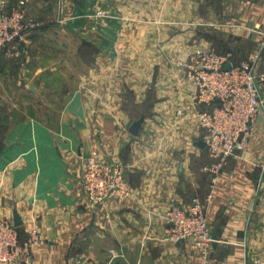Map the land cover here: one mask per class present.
Here are the masks:
<instances>
[{
  "label": "crops",
  "instance_id": "obj_1",
  "mask_svg": "<svg viewBox=\"0 0 264 264\" xmlns=\"http://www.w3.org/2000/svg\"><path fill=\"white\" fill-rule=\"evenodd\" d=\"M20 2L42 26L16 54L0 57V219L21 216L23 264H250L264 257V112L247 147L214 180L206 169L212 159L198 145L203 128L194 113L202 106L180 65L218 45L221 26L235 27L228 24L235 0H0V9ZM247 4L254 11L242 19L253 15L255 30L243 42L254 49L237 52L244 60L259 52L264 74V0ZM63 14L68 20L58 24ZM50 31L59 36L52 54L44 52ZM142 117L131 134L129 124ZM93 149L101 160H119L134 188L97 214L83 190L82 163ZM194 202L214 239L206 260L188 242L163 239V215ZM33 233L43 244H30ZM111 250L122 255L112 258Z\"/></svg>",
  "mask_w": 264,
  "mask_h": 264
},
{
  "label": "built area",
  "instance_id": "obj_2",
  "mask_svg": "<svg viewBox=\"0 0 264 264\" xmlns=\"http://www.w3.org/2000/svg\"><path fill=\"white\" fill-rule=\"evenodd\" d=\"M23 7L24 2H20V7L10 12L0 9V57L16 54L20 42L42 26ZM234 58L232 52L199 48L188 60L180 62L186 79L195 87L193 98L202 106L194 115L202 124V140L212 159L206 169L214 180L228 160L247 147L256 120L264 112V74L257 71L260 53H252L240 63ZM228 63L230 69L226 68ZM82 167L85 205L91 213H99L110 201L123 202L133 196L134 188L127 182L119 160H101L93 149ZM163 220L165 241L188 242L203 260L207 259L214 239L200 202L173 207ZM30 244L39 246L43 241L33 233ZM28 252L14 223L0 219V264H23L29 258ZM110 254L112 258L122 255L115 250ZM77 264H83L82 259ZM250 264H264V257L255 258Z\"/></svg>",
  "mask_w": 264,
  "mask_h": 264
},
{
  "label": "rangeland",
  "instance_id": "obj_3",
  "mask_svg": "<svg viewBox=\"0 0 264 264\" xmlns=\"http://www.w3.org/2000/svg\"><path fill=\"white\" fill-rule=\"evenodd\" d=\"M251 2V4L255 3V0H235V16L233 20H230L228 22V24H234L235 23V27H220V33L219 36L220 39L219 41H221L218 45H210L209 47H204V48H211L217 52L220 51H228V52H232L235 57L237 59H239L240 61L244 60L245 58L243 57V52L247 49V50H253L254 47L249 43L247 44L246 41L243 42L244 39L247 38L248 33L252 30L254 31L255 29L253 28L254 24V19H253V15H252V21L250 19V17L247 15V17L244 19H242V16L244 15L245 12L250 11L253 12L254 10L252 9V5H248L247 3ZM58 5V3H57ZM252 6V7H251ZM63 8V6H61V9ZM249 12V13H250ZM252 14V13H251ZM70 16V15H69ZM55 16V20H56ZM60 17L63 18V22H61L59 19L58 24L64 23L65 21H67V15L63 14ZM221 19V18H220ZM222 20V19H221ZM237 26V27H236ZM38 30V29H37ZM36 31V30H35ZM36 33H33V37H38L39 35H37ZM199 36V34H198ZM59 36L54 35V33L51 31L48 33L47 36L44 35L43 38H47L44 41V52L48 53V54H52L55 53V47H52V43H54L55 38H57ZM67 38V36H65ZM41 38V39H43ZM26 39V38H25ZM227 40H234L235 45L231 46L228 45V41ZM25 40L21 41L20 44H24ZM250 48V49H249ZM46 50V51H45ZM66 50V49H65ZM20 51L24 52V47H20ZM26 51V49H25ZM240 52L241 54H238V52ZM28 52V51H27ZM240 55V56H239Z\"/></svg>",
  "mask_w": 264,
  "mask_h": 264
},
{
  "label": "water",
  "instance_id": "obj_4",
  "mask_svg": "<svg viewBox=\"0 0 264 264\" xmlns=\"http://www.w3.org/2000/svg\"><path fill=\"white\" fill-rule=\"evenodd\" d=\"M226 68H227V69H230V68H231V64L228 63V64L226 65ZM142 122H143V117H142L141 119L137 120V121H132V122L129 124V126H128V130H129V132H130L131 134H133V135H137L138 132H139V129H140V127H141ZM198 145H199L200 147H206L205 142H204L203 140L200 141V142H198ZM22 224H23V221H22L21 216L18 214L17 211H15V212H14V225H15L16 227H19V226H21Z\"/></svg>",
  "mask_w": 264,
  "mask_h": 264
},
{
  "label": "trees",
  "instance_id": "obj_5",
  "mask_svg": "<svg viewBox=\"0 0 264 264\" xmlns=\"http://www.w3.org/2000/svg\"><path fill=\"white\" fill-rule=\"evenodd\" d=\"M234 60H236V57L234 58ZM240 61H238L237 63H239ZM18 228V230H19V227H17Z\"/></svg>",
  "mask_w": 264,
  "mask_h": 264
}]
</instances>
